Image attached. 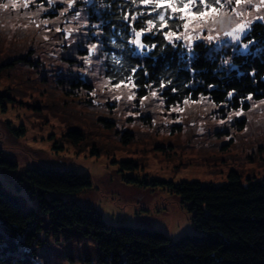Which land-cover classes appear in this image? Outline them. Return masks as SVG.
<instances>
[{"label": "rangeland", "instance_id": "374dc122", "mask_svg": "<svg viewBox=\"0 0 264 264\" xmlns=\"http://www.w3.org/2000/svg\"><path fill=\"white\" fill-rule=\"evenodd\" d=\"M13 2L18 7L12 8ZM91 2L0 0V63L21 56L30 60L1 74L0 94L12 100L0 107V151L17 166L0 167L2 187L41 218L36 198L24 185L17 187L19 174L36 165L75 168L88 174L91 184L71 197L93 205L107 223L159 230L173 240L192 234L186 205L163 182L221 184L230 171L242 183L264 178V101L227 109L199 97L167 107L155 91L138 97L131 83H110L100 70L97 45L87 44L92 48L86 55L78 53L85 46ZM239 7L242 16L221 19L211 31L180 28L175 33L181 39H167L184 48L203 41L219 53L226 45L235 47L253 22L264 24V0H241ZM236 22L247 24L239 39L224 34ZM77 74L92 91L72 93L65 87L62 82ZM70 129L82 132L78 144L66 135ZM151 179L160 183L152 185ZM41 224L42 241L33 246L30 264H106L90 237L75 230L56 236L46 218Z\"/></svg>", "mask_w": 264, "mask_h": 264}, {"label": "trees", "instance_id": "16d2710c", "mask_svg": "<svg viewBox=\"0 0 264 264\" xmlns=\"http://www.w3.org/2000/svg\"><path fill=\"white\" fill-rule=\"evenodd\" d=\"M87 8V39L78 53L86 55L87 48H92L87 44L97 45L100 70L110 83H131L138 97L155 91L167 107L199 97L222 103L227 109L264 101L263 23L253 22L235 47L226 45L219 53L203 41L190 48L168 41V27L157 31L156 25L149 31L148 21L156 16L151 3L92 0ZM133 29L142 33L143 47L132 43L136 37ZM22 62L30 60L21 56L0 63V79L4 69ZM62 83L72 93L93 89L78 74ZM5 99L12 100L0 94L2 109H6ZM66 135L74 144L83 139L77 129L67 130ZM0 167L17 168L1 151ZM247 180L242 183L241 177L230 171L221 184L163 182L186 205L194 229V233L173 240L159 230L107 223L93 205L72 198L90 186L85 172L50 165L27 167L19 174L17 187L24 185L29 196L36 198L43 216L39 218L32 207L23 209L16 194L0 182V264L31 263L29 254H35L33 246L42 241L38 234L44 218L56 236L59 230H75L90 237L98 259L106 264H264V178Z\"/></svg>", "mask_w": 264, "mask_h": 264}, {"label": "snow or ice", "instance_id": "6c2138e0", "mask_svg": "<svg viewBox=\"0 0 264 264\" xmlns=\"http://www.w3.org/2000/svg\"><path fill=\"white\" fill-rule=\"evenodd\" d=\"M142 2L145 5L153 4L152 10L156 13V16L148 21L149 31L156 27V25H159L157 31H162L165 27H168L169 31L165 33V36L170 40L172 38L177 40L182 38L181 35L173 32L172 28H183L185 33L188 31L203 30L204 28H208L211 31V26L221 19L234 20L236 17L243 15L239 7L241 0H142ZM245 2L251 3V0H245ZM22 6L26 7L27 4ZM3 7L7 9L9 5L4 4ZM11 7L16 8L18 5L13 2ZM183 9H187V11L185 12ZM132 19L135 20L136 17H132ZM260 19H264V17H260ZM170 21L172 22L171 25H169ZM246 26L247 24L236 22L235 27L224 34L233 39H239L238 33L243 32ZM133 31L135 32L136 39L132 43L143 47L140 42L142 33L135 31V29ZM184 38L188 37L185 35ZM207 39L212 40L213 37L208 36ZM155 94L153 93V95Z\"/></svg>", "mask_w": 264, "mask_h": 264}]
</instances>
